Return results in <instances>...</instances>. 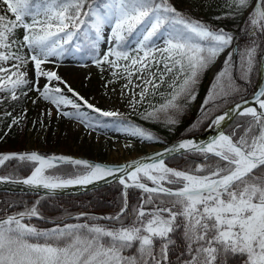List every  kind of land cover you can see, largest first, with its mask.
I'll list each match as a JSON object with an SVG mask.
<instances>
[{
	"label": "snow or ice",
	"instance_id": "obj_1",
	"mask_svg": "<svg viewBox=\"0 0 264 264\" xmlns=\"http://www.w3.org/2000/svg\"><path fill=\"white\" fill-rule=\"evenodd\" d=\"M0 3L5 6V13L14 17L0 14V92H10L15 100L17 90L28 87L55 106L62 116L77 118L82 123L85 114L79 111L81 104L66 96L59 86H51L52 81L64 84L67 92L101 116L121 114L95 108L55 71L42 67L50 62V57L63 58L73 50H83L81 43H75L73 49L74 41L81 36L88 42L87 50L94 51L103 39V28L110 27L109 50L102 59L93 57V60L98 66L106 62L113 69L122 68L129 83L135 73H140L137 79L143 87L139 101L133 94L130 102L133 108L144 101L150 89L155 94L166 77L176 73L170 85L171 98L142 113L146 120L158 119V112L177 108V98L192 94L200 75L234 39L232 33L213 29L187 11L178 10L171 0H0ZM229 7L241 15L251 8L247 16L249 31L256 35L259 29V34L264 35V0H257L255 5L252 0H230ZM17 29L23 30L21 39L14 38ZM92 30L94 39L89 35ZM133 37L135 47L129 43ZM259 46L256 40H251L242 53V78L251 72ZM234 55L228 52L225 68L216 74L205 104L214 96L238 91L233 74L236 65L232 64V71L229 70ZM121 60L125 61L123 65L119 63ZM8 61L14 63L3 67ZM30 62L35 68L34 82L26 71H21ZM116 75L114 71L113 76ZM40 78L47 80L42 88ZM254 101L258 107L248 106L246 100L235 106V110L242 109L241 116L251 119L238 125L231 135L220 132L206 145L185 140L178 148L166 150L169 154L180 150L203 154L205 163L194 170L170 168L160 158L162 154L150 158L151 163L136 160L119 166L91 164L64 156L45 157L36 151L0 154V166L14 159L35 164L27 178L0 176V183L56 190L87 185L119 172L122 173L119 183L125 189L135 187L147 194L130 212L125 200L119 213L104 217L114 222L113 227L87 223L59 226L58 220L55 227L38 229L22 222L25 217H39L36 205L0 218V264H173L170 256L175 254L173 236L177 231H181L183 247L176 264H227L229 255L242 258L243 264H264V88L255 94ZM68 105L77 111H63L61 106ZM51 114L49 110L48 115ZM226 116L227 113L217 117L213 125H220ZM18 122L13 118V124ZM167 122L176 121L169 118ZM117 130L142 140L156 139L151 132L131 122ZM238 130L241 134L237 138ZM61 162L85 166L84 173L69 178L46 174V170ZM142 178L153 186L142 182Z\"/></svg>",
	"mask_w": 264,
	"mask_h": 264
},
{
	"label": "trees",
	"instance_id": "obj_2",
	"mask_svg": "<svg viewBox=\"0 0 264 264\" xmlns=\"http://www.w3.org/2000/svg\"><path fill=\"white\" fill-rule=\"evenodd\" d=\"M230 0H211V5L215 9V13L211 16H194L192 17L202 20L206 24L210 25L213 29H224L227 32L233 34V41L228 48V52H233L235 55L229 64V70L232 71L231 65L235 64L234 79L238 87V91H231L225 96H214L209 100L208 104L204 101L209 96L210 89L216 74L225 68V60L228 59V52L226 53L220 68L214 76H210L209 70L215 64V62L204 71L196 84L191 95L195 96V99L191 98V95H181L177 98V108H169L167 111L158 112V119H144L142 113L151 111L153 108H157L164 104L166 100L171 98L173 88L168 86L167 88L159 87L155 90V94L152 90L149 92V100L151 107L149 109H143L139 112H134L125 117L111 118L101 116L99 113L85 107L81 103V109L86 110L89 113L91 121L97 123H110L111 121L118 120L122 125L126 122L138 125L143 129L151 132L156 139L152 141L143 140L148 144H160L169 143L174 139L185 137L191 134H195L203 130L210 122V120L217 114H219L226 107L249 97L256 85L258 79V68L260 63V57L264 48V35L257 34L252 35L249 31L251 28L250 22L247 20L246 9L243 14H239L235 11L234 7H229ZM257 0H252V5H255ZM174 4V3H173ZM174 6L181 11L184 9ZM5 6L0 3V14H7L10 18L14 17L10 13H5ZM219 17V18H218ZM22 29H17L15 37L20 39ZM90 37L95 38L93 32ZM134 38V37H133ZM132 38V39H133ZM131 39V40H132ZM130 40V41H131ZM256 40L260 45L257 49L256 57L253 61L251 72L244 78L240 69L241 55L245 48L250 46V41ZM77 43L83 45V50L80 51L83 55H95L94 51L87 50L89 45L81 36ZM222 55V53L220 54ZM219 58V57H218ZM183 77H181V80ZM177 84L180 81H176ZM168 89H170L168 91ZM172 90V91H171ZM18 99L13 100L14 103L20 102L24 94H18ZM13 115H9L6 121V131L0 134V153L5 151H15L16 144L14 142V132L17 124H13ZM172 118L175 123H168V119ZM251 119L250 116H237L233 122L225 130L226 133L232 134L237 129L238 125L246 124ZM19 121V119H17ZM11 126V127H10ZM241 132L237 131V138ZM14 135V136H13ZM204 157L199 152H190L183 155L175 156L168 159L166 162H174L179 167L190 168L196 165L198 162H205ZM34 162L19 161L18 159L7 161L0 168V176H11L12 178H22L30 173V170L34 168ZM9 168V171L7 169ZM52 171H54L52 173ZM84 171L83 167L72 165H59L53 169H48L47 174L58 175L63 178H69L74 175H78ZM146 193L141 190L130 188L127 191V205L129 212L132 208L137 207L143 202V198L146 197ZM39 201L37 205L36 202ZM124 196L122 193V185L120 183H113L99 189L93 190L86 194L77 196H40L36 194H12V193H0V218H6L7 216L14 215L16 213L31 209L34 205L37 206L39 217H25L22 221L30 226H35L38 229H50L57 226V221L66 218L59 226L63 224H100L107 227H113L114 222L104 219V217L113 216L123 206ZM83 213L84 215H80ZM173 239L176 244L173 246L174 255L170 256L173 264H176L177 257L179 256V250L183 247V240L181 231H177ZM126 255L128 253H125ZM227 264H243V259L237 256L229 255Z\"/></svg>",
	"mask_w": 264,
	"mask_h": 264
},
{
	"label": "rangeland",
	"instance_id": "obj_3",
	"mask_svg": "<svg viewBox=\"0 0 264 264\" xmlns=\"http://www.w3.org/2000/svg\"><path fill=\"white\" fill-rule=\"evenodd\" d=\"M171 3L194 16H211L215 13L211 0H171ZM250 10L251 8L247 11V14H249ZM21 31L20 39L24 34L23 30ZM91 32L94 33V30L90 31L89 35ZM102 35L103 39L98 42L95 55H83L80 51L73 50L66 53L63 58L50 57V62L42 65V67L45 70L55 71L79 96L102 111L119 112L121 114L120 117H125L134 112L142 111L145 107V109H149L151 102L148 94L151 89L143 102L138 103L135 108L130 106L133 94H135L137 101L140 100L139 93L143 87L141 81L137 79L140 73H135L131 77L132 83H129L122 68L113 69L106 62L98 66L94 62L93 57L102 59L104 54L109 50L108 37L111 35L110 27L105 26ZM135 42V37L129 41L132 47H135ZM75 43H77L76 40L73 43V49L75 48ZM24 51L27 52V49H24ZM228 51V48L225 49L212 67L217 62L222 63ZM109 59H114V57H109ZM13 63L14 61H8L2 66L9 67ZM119 63L123 65L125 61L121 60ZM212 67L209 70L211 77L218 71L211 74ZM160 69L163 71L162 65ZM21 71H26L31 81L34 82L36 80L35 68L31 62L26 68H22ZM114 71L117 72L116 76H113ZM152 71H156V69L153 68ZM175 76V72L168 75L161 87L167 88L170 86ZM44 83H47L46 78H40L39 85L41 88ZM125 85H128V87H125ZM51 86H59L66 96L72 98L77 103L83 104V101L74 97L72 93L67 92L64 84L52 81ZM21 93H27V95H24L20 102L16 104L13 102L10 92H0V134L6 131L8 114L19 119L14 132V142L17 143L15 151H36L46 155L76 154L97 160H124L134 156L135 153L144 152L147 147L152 145L145 143L137 136L117 130L123 126L118 120L111 121L110 123H97L90 120L89 113L86 110L80 108L79 111L85 114V122L82 123L77 118L62 116L56 111L55 106L49 101L40 98L39 93L35 90L30 91L28 87H24L17 90V95ZM34 100L36 103L32 102ZM61 108L63 111L73 113L77 111L70 105L61 106ZM49 110L52 112L51 115H48ZM85 124L90 126H85ZM201 156L204 157L203 154ZM203 163L205 162H198L196 165L187 168L179 167L174 162H165L166 166L176 170H194L197 165ZM7 171H9V168ZM83 173L84 171L78 175ZM142 181L150 182L144 178H142ZM166 186L174 187L172 185Z\"/></svg>",
	"mask_w": 264,
	"mask_h": 264
},
{
	"label": "water",
	"instance_id": "obj_4",
	"mask_svg": "<svg viewBox=\"0 0 264 264\" xmlns=\"http://www.w3.org/2000/svg\"><path fill=\"white\" fill-rule=\"evenodd\" d=\"M222 61V59H221ZM221 63V62H220ZM220 63L217 62L216 65L214 67H212L211 70V74L215 73L218 68L220 67ZM262 88H264V48L260 57V63H259V68H258V79L256 82V85L254 87V90L252 92V94L243 99L240 100L228 107H226L224 110H222L219 114L215 115L209 122V124L200 132L195 133V134H191L185 137H181L178 139H174L169 143H165V144H152L151 146L147 147L145 149L144 152L141 153H135L134 156L124 159V160H97V159H93V158H89V157H85V156H81V155H76V154H70V155H46L43 153L38 152L39 154L45 156V157H49V156H64V157H71L74 159H80V160H85L90 162L91 164H101V165H108V166H119V165H124V164H128L132 161H136V160H142L145 163H151L153 162L152 159L150 158H154L157 156V154H162L160 158H162L164 160V162H166L168 159L175 157V156H179V155H183L186 153H190V152H195V151H187V150H180L177 153H172L169 154L166 150L167 149H172L174 147L178 148V145L185 141V140H191L196 144H207L208 142H210L214 137H217L220 132H223L225 134L226 133V129L227 127L233 122V120L239 116V111L241 110H235V106L237 104H242L245 100L248 101V106H252V107H258L255 104L254 101V97L255 94L258 93ZM225 113H227V116L225 117V119L220 123V125H213V120H215L217 117L224 115ZM228 135V134H227ZM33 151H8V152H3L0 154H7V153H30ZM59 165H72V166H78V165H73L71 163H67V162H61L59 164H57V166ZM35 167V166H34ZM80 167H85V166H80ZM1 168V166H0ZM34 169V168H33ZM32 169V170H33ZM22 178H13L15 180H22L24 178H27L29 175H31V172ZM122 173H114L113 176H109V177H105L101 180H96L93 181L90 184L87 185H69L67 187L64 188H60V189H56V190H46L41 188H33L32 186H28V185H24L23 183H11V182H5V183H0V193H12V194H36V195H40V196H77V195H82V194H86L88 192H91L93 190L99 189L101 187L113 184V183H119V177ZM144 183H147L150 187L153 186L151 184V182H146V181H142ZM129 183H131L129 181ZM134 189H137L135 187H131ZM130 189V188H128ZM128 189H125L124 186L122 185V193L124 196V204L123 207L125 206V200H127V191ZM141 190V189H138ZM142 191V190H141ZM120 212V211H119ZM118 212V213H119ZM66 218L60 219V221H65Z\"/></svg>",
	"mask_w": 264,
	"mask_h": 264
}]
</instances>
